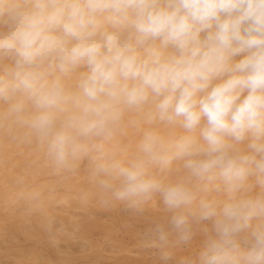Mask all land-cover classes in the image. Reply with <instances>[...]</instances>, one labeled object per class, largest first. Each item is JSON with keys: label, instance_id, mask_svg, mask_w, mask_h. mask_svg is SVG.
<instances>
[{"label": "clouds", "instance_id": "9594fccd", "mask_svg": "<svg viewBox=\"0 0 264 264\" xmlns=\"http://www.w3.org/2000/svg\"><path fill=\"white\" fill-rule=\"evenodd\" d=\"M10 145L87 161L82 202L158 201L164 264H264V0H0Z\"/></svg>", "mask_w": 264, "mask_h": 264}, {"label": "bare ground", "instance_id": "6f19581e", "mask_svg": "<svg viewBox=\"0 0 264 264\" xmlns=\"http://www.w3.org/2000/svg\"><path fill=\"white\" fill-rule=\"evenodd\" d=\"M13 152H17L15 154L18 155H12ZM35 159L39 162L42 161V164L45 162L41 153L27 147L18 148L15 145L8 146L3 157L0 158V264H108L106 259L109 257L103 252L101 242L89 238L92 228L104 229L106 236L109 237L113 234L111 231L116 229L113 226L115 223L123 226L128 234H136L137 230L133 226L135 218L132 219L130 215L123 213L120 204L102 206L93 198L87 203L90 202L93 207H99V209H106L113 224L104 222L100 219L101 217H97L99 214H96V211L89 206L92 217L60 214L59 217L68 226L63 230H57L56 225L49 223L50 219L47 214L55 211L57 201H62L67 207L87 206V203L79 199V195L82 190L89 187V184L86 177L81 183L72 182L70 186L75 190L73 194L56 195V197L50 193L53 188L51 183L45 182L37 186L30 183L31 178L30 181L26 179L27 189L39 190L41 198L32 199L27 195L21 196L20 192L24 186L16 183L18 175L22 174L21 171L29 169V171L27 170L28 177H32L31 174L35 172L43 174V170L49 172V167L42 168L40 166L41 168H38L36 164L39 166L40 163ZM29 165L31 166L29 167ZM149 211L153 212L151 214L156 221L161 220L164 216L156 201H151L148 204L145 212ZM148 228L146 227L145 230ZM116 231L117 229L115 233ZM22 238L31 240V245H21ZM76 238L82 239L84 242L87 241L86 246L88 245L91 250H87L89 252L79 251V253L73 250L71 244ZM62 242H66L65 248ZM138 253L140 256L145 255L144 250H139ZM112 259L114 261L111 264H137L143 260L129 254H118Z\"/></svg>", "mask_w": 264, "mask_h": 264}, {"label": "rangeland", "instance_id": "374dc122", "mask_svg": "<svg viewBox=\"0 0 264 264\" xmlns=\"http://www.w3.org/2000/svg\"><path fill=\"white\" fill-rule=\"evenodd\" d=\"M239 58H240L239 56L236 57V59H239ZM15 153H17V152H13L12 155H14ZM35 161L39 162V160H37V159H35ZM39 163H40L39 166H38V164H36V166L38 168H41V167L47 168V166L45 165L46 164L45 162H44V164H42V161ZM86 167H87V161H82L80 163V166H79V173L75 176L56 175L49 169V172H48V170H43V172H44V173L42 172L43 174H40V172H35L34 174H31L32 177L27 176L29 178V179L27 178V180L30 181V179L32 178L30 183L36 184L37 186L40 184H43L45 182L51 183L53 185V188L50 190L51 191L50 193H51V195H54V196H56V195L60 196L63 194H73L75 192V190H73V188L70 186V183H72V182H75V183L80 182L81 183V181H83L86 177L85 176ZM27 170L29 171V169H27ZM21 172H22V174L25 173L24 170ZM38 173H39V175H38ZM156 202H158V201H156ZM149 203H151V201L147 202L143 206V211L140 213H137L134 210H129L124 205L120 204L121 205L120 209L122 210L123 213H127L128 215H130L132 217V219L135 218V219H133L134 220L133 226L136 228L137 233L136 234H130L129 233L130 235L128 234V232H126V230L123 226H121L119 224H115V223L113 224V222L111 220V216L109 215V212L106 209H101V208L99 209V207L98 208L93 207L92 206L93 204L90 202L87 203L88 204L87 206L84 205V206H80V207L79 206L78 207H67V205H65L62 201H57L55 203V205H56L55 211L53 213L47 214V216H49L48 218L50 219L51 223L56 225L57 230H63V228L67 227L68 224L59 217L60 214H65V215H73L74 214V215H77V217H87V216L89 217L91 215L89 206H91L96 211V214H99V216H97V217H101L100 219H102L104 222H108V223L113 224V226L116 227V229H117L116 233H115V230H116L115 229L114 231H111V233H113V234L111 236L107 237L106 233H105L106 231L104 229L101 228L102 230H100L99 227L98 228L94 227V228H92L90 236H89V238L91 240L93 239V241L101 242V244H102L101 247L103 249V252L109 257V259H106L107 260L106 262L108 264L113 263L114 259H112V257L116 256L118 254L119 255L129 254L132 256L139 257L140 259H143L141 262H138L137 264H164V262L161 260L159 249L151 246L146 241V238H145V232H146L145 228L150 227L154 222H156V219L152 216L153 214H151V213H153L152 211L145 212V209L147 208ZM25 205H27V204H25ZM158 206H159V210H162L159 202H158ZM90 217H92V216H90ZM31 243H32L31 240H28L25 238H22L20 241L21 245H26V246L31 245ZM86 243H87V241L84 242V240L82 241V239L80 240L79 238H76L75 241L72 242V244H71L72 249L75 250L77 253H79V251L89 252L91 249L89 248L88 245L86 246ZM198 243H199L198 240H194L191 245L183 246L182 248L175 249L174 253H173V257L168 261V264H175V261L180 256L189 254L191 251H193L197 247ZM62 245L65 248L67 244H66V242H62ZM87 250H89V251H87ZM139 250H144L145 255L140 256L138 253Z\"/></svg>", "mask_w": 264, "mask_h": 264}]
</instances>
